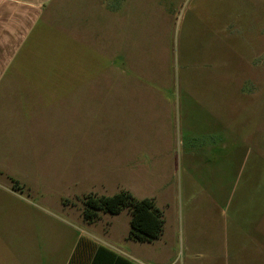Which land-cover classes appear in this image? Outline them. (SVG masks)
Here are the masks:
<instances>
[{
  "label": "rangeland",
  "instance_id": "obj_1",
  "mask_svg": "<svg viewBox=\"0 0 264 264\" xmlns=\"http://www.w3.org/2000/svg\"><path fill=\"white\" fill-rule=\"evenodd\" d=\"M50 10L49 58L34 72L109 92L95 153L141 161L130 177L123 163L102 176L161 213L147 243L166 258L148 264H264V0H54ZM33 165L17 180L30 207L1 212L10 238L19 212L25 235L47 233L42 210L60 215L67 197L48 193L55 172ZM15 253L1 244L0 264Z\"/></svg>",
  "mask_w": 264,
  "mask_h": 264
},
{
  "label": "crops",
  "instance_id": "obj_2",
  "mask_svg": "<svg viewBox=\"0 0 264 264\" xmlns=\"http://www.w3.org/2000/svg\"><path fill=\"white\" fill-rule=\"evenodd\" d=\"M53 1L0 0V246L4 244L12 253L16 250V255L12 254L15 264H148L166 258L165 253L150 251L151 242L128 237L130 213L126 209L118 214L98 211L92 221L84 217L83 200L88 196H112L122 190L130 193L129 184L105 182V168L116 172L123 163L130 177L141 161L95 153L98 131L104 128L98 112L103 110L109 92L78 89L82 77L34 72L38 61L49 58L55 25L45 16L53 11ZM60 34L70 38L67 30ZM42 51L45 59H41ZM119 98L129 96L125 92ZM40 138L49 147L46 156L41 155ZM25 140L31 143L25 146ZM57 146L63 147L62 153ZM38 163L55 172L56 181L48 193L67 197L61 198L60 215L42 210L48 221L47 233L25 235L28 218L19 212L12 222L16 235L10 238L4 234L2 209L8 204L21 209L31 205L23 198V191L13 188L11 180L26 177L25 170L34 171L38 167L33 164ZM111 187L115 191L108 193ZM59 188L63 192L56 190ZM38 190L47 194L45 188ZM39 210L34 205V212Z\"/></svg>",
  "mask_w": 264,
  "mask_h": 264
},
{
  "label": "trees",
  "instance_id": "obj_3",
  "mask_svg": "<svg viewBox=\"0 0 264 264\" xmlns=\"http://www.w3.org/2000/svg\"><path fill=\"white\" fill-rule=\"evenodd\" d=\"M11 181L13 188L19 191L25 190V187L19 182ZM29 194L28 191V196ZM83 205L84 217L90 221L97 218L98 211L118 214L126 209L130 213L128 237L135 241L150 242L158 239L161 235L163 220L151 199H136L128 191L122 190L112 196H88L83 200Z\"/></svg>",
  "mask_w": 264,
  "mask_h": 264
}]
</instances>
